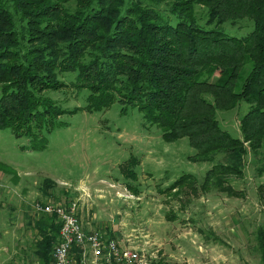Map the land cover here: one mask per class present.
<instances>
[{
    "label": "trees",
    "instance_id": "trees-1",
    "mask_svg": "<svg viewBox=\"0 0 264 264\" xmlns=\"http://www.w3.org/2000/svg\"><path fill=\"white\" fill-rule=\"evenodd\" d=\"M238 19L252 21L240 36L224 26ZM66 73L87 91L85 105L68 110L47 94L69 85ZM115 102L122 114L138 109L167 141L187 137L197 150L192 160L214 162L203 190L244 196L231 176L242 177L244 155L264 146V0H0V128L41 150L50 132L68 125L65 113ZM243 102L240 137L222 126L218 110ZM219 154L232 161H216ZM194 181L183 173L171 187ZM55 221L44 214L36 222L42 264L52 263ZM257 239L264 264V228Z\"/></svg>",
    "mask_w": 264,
    "mask_h": 264
},
{
    "label": "rangeland",
    "instance_id": "rangeland-1",
    "mask_svg": "<svg viewBox=\"0 0 264 264\" xmlns=\"http://www.w3.org/2000/svg\"><path fill=\"white\" fill-rule=\"evenodd\" d=\"M205 10L198 6L200 14ZM224 26L240 36L252 21ZM63 75L69 85L47 94L68 110L85 105L87 91L70 81L75 74ZM247 106L218 110L222 126L235 136L241 137L240 118ZM120 108L115 102L102 111L65 113L68 125L50 132L41 150L25 149L28 139L0 128V264H42L43 237L36 222L44 214H35L33 206L68 197L80 199L85 228L109 230L124 242L148 243L158 249L156 262L263 264L257 232L264 228V146L244 155L242 177L231 176L244 196L205 191L201 184L214 162L192 160L197 150L187 137L167 141L138 109L122 114ZM216 161L232 159L219 154ZM183 173L193 174L194 183L172 189Z\"/></svg>",
    "mask_w": 264,
    "mask_h": 264
},
{
    "label": "built area",
    "instance_id": "built-area-1",
    "mask_svg": "<svg viewBox=\"0 0 264 264\" xmlns=\"http://www.w3.org/2000/svg\"><path fill=\"white\" fill-rule=\"evenodd\" d=\"M33 211L55 215L60 224L51 264H156L158 249L148 243L124 242L109 230L85 228L77 197L38 201Z\"/></svg>",
    "mask_w": 264,
    "mask_h": 264
}]
</instances>
